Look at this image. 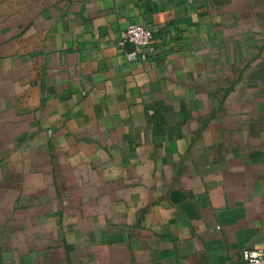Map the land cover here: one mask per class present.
<instances>
[{
	"label": "crops",
	"instance_id": "crops-1",
	"mask_svg": "<svg viewBox=\"0 0 264 264\" xmlns=\"http://www.w3.org/2000/svg\"><path fill=\"white\" fill-rule=\"evenodd\" d=\"M263 245L264 0H0V264Z\"/></svg>",
	"mask_w": 264,
	"mask_h": 264
},
{
	"label": "built area",
	"instance_id": "built-area-1",
	"mask_svg": "<svg viewBox=\"0 0 264 264\" xmlns=\"http://www.w3.org/2000/svg\"><path fill=\"white\" fill-rule=\"evenodd\" d=\"M155 38V30L151 25L133 23L120 32V43L122 47L133 43L135 48L129 53L130 57H146L152 49ZM243 258L247 264H264V245L257 250H244Z\"/></svg>",
	"mask_w": 264,
	"mask_h": 264
},
{
	"label": "water",
	"instance_id": "water-1",
	"mask_svg": "<svg viewBox=\"0 0 264 264\" xmlns=\"http://www.w3.org/2000/svg\"><path fill=\"white\" fill-rule=\"evenodd\" d=\"M128 46H129L131 49H134V48H135V46H134L133 43H128Z\"/></svg>",
	"mask_w": 264,
	"mask_h": 264
}]
</instances>
